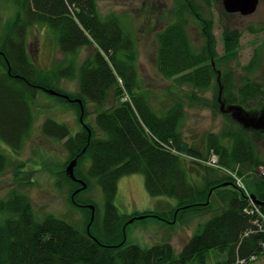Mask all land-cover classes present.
Masks as SVG:
<instances>
[{"label":"trees","instance_id":"obj_1","mask_svg":"<svg viewBox=\"0 0 264 264\" xmlns=\"http://www.w3.org/2000/svg\"><path fill=\"white\" fill-rule=\"evenodd\" d=\"M12 1L18 12L11 34L0 48V175L11 166L19 173L24 166L9 157L5 147L20 155L35 124L36 94L53 88L62 93L52 83L77 73L72 66L43 71L29 58L26 28L44 25L56 34L64 55L91 50L78 70V91L66 93L68 99L59 97L76 108L84 121L94 106L96 118L95 126H84L80 118L81 130L75 136L67 125L53 119L44 122L42 132L65 143L70 161L78 159L76 175L88 187L74 201L72 196L82 185L64 170L62 177L72 188L71 203L87 209L77 203L85 204L78 197L89 190L90 180L97 181L106 201L103 228L96 231V217L91 235L63 219L37 221L29 199L19 192L11 193L0 201V264H210L211 255H216L214 264H237L254 256L264 257V227L258 226L264 222L259 214L246 212L252 208L251 202L233 176L243 179L247 191L264 203V151L251 138L264 132L247 130L226 114L221 132L207 135L206 154L198 152L181 131L187 116L184 100H173L163 115L154 110L140 80L136 40L127 28L129 23L118 14L102 18L99 0ZM175 1L176 12L182 5V11L195 15L196 0ZM173 12L174 8L169 12L173 20L167 15V25L157 36V71L178 86L206 92L217 81L212 66L216 59L212 23L203 21L204 46L198 51L185 25L187 17L181 12L174 16ZM240 37L239 31L225 32L229 57H236ZM244 70L247 75L238 93L222 83L223 99L228 105L258 112L264 109V84L251 80L249 67ZM225 82L231 81L225 78ZM127 96L132 103L123 101ZM214 158L216 163H212ZM88 159L89 170L79 172ZM135 174L144 175L152 196H168L176 204L169 205L168 212L120 216L115 206L119 182ZM212 195L218 201L217 210L200 225L182 252L177 253L170 243L150 249L128 243L126 221L151 214L171 225L176 219L177 224L179 217L186 220L210 211ZM259 208L264 215V204ZM91 219L90 211L88 225ZM258 220L261 223L256 224Z\"/></svg>","mask_w":264,"mask_h":264},{"label":"rangeland","instance_id":"obj_2","mask_svg":"<svg viewBox=\"0 0 264 264\" xmlns=\"http://www.w3.org/2000/svg\"><path fill=\"white\" fill-rule=\"evenodd\" d=\"M195 3L197 5L195 15L187 13L188 11H182L181 9L185 8L182 5L178 6L179 10L176 12L175 0H99L98 8L102 18L115 13L122 18L125 24L129 23L127 28L132 33L138 47L137 66L143 91L150 98L154 110L159 115H163L169 111L173 102L179 99L184 100L187 116L181 127L183 136L191 148L206 154L207 135L218 134L225 126L226 114L221 110L218 95L221 87L219 78L221 85L222 83L226 84L225 88L229 87L230 91L238 93V89L247 75V70L245 71L244 68L249 67L250 74L248 75L251 80L264 84V0H260L257 11L251 16L227 12L222 0H196ZM172 8H174V16L181 12L183 17H187L185 25L188 26L193 46L198 51L204 46L201 34L202 23L204 20H209L212 23L216 38L214 48L216 59L213 60L212 66L216 72L217 81L215 80L212 87L206 92L196 91L187 85L178 86L174 80L160 76L157 71L156 40L158 33L167 25V15L170 17V21L173 20L169 13ZM17 12V6L12 0H0V48L6 37L11 34ZM28 27L25 31V38L29 58L39 69L57 72L72 66L77 71L71 78L66 76L52 83L54 87L63 91L62 93L54 88L49 90L66 96L76 93L80 85L78 70L86 61L91 50L84 48L77 55H64L59 49L57 36L52 30L39 24ZM232 31H239L241 36L240 47L234 58L227 55L225 44V32L231 33ZM225 78L231 82L227 84ZM148 93L150 94L148 95ZM189 99L194 102L190 103ZM123 101L132 103V98L127 96ZM161 103H165L166 109L162 108ZM229 106L231 105L226 103V107ZM75 109L59 96L44 91H39L36 94L35 124L20 155H15L10 148L5 147L9 157L14 161L22 162L24 166L19 173L16 172L14 166H11L4 174L0 175V201L8 198L13 192H19L29 199L39 222L53 217L66 220L81 231L87 229L88 232L90 226L91 232V226L97 217L95 229L99 231L103 228L106 201L102 188L96 180H90L89 190L81 193L78 197V200L85 204L77 203L78 206L87 209L74 206L70 200L72 188L62 177V172L64 170L67 172V168L73 160L70 161L63 141L48 138L42 132L44 122L47 119H53L67 125L72 136H75L81 130L79 123L81 117ZM95 118V107L90 106L88 119L86 121L82 119L84 126L87 124L95 126ZM251 138L257 147L264 151V133L251 135ZM189 160L191 159L189 158ZM90 166L91 161L88 159L79 172L86 174ZM233 176L236 179L234 181L236 186L246 190L244 180L237 178L236 175ZM248 198L250 202L255 203L252 196ZM73 200L75 201V199ZM175 204L176 200L168 196H152L147 190L145 177L142 174L122 178L115 199V206L120 216H132L143 212H168L169 205ZM210 205L212 207L210 211L186 220L179 217L177 224L176 219L171 222L173 225L153 218L151 214L142 215L145 216V219L142 220L137 218L141 216H136L131 219L134 220L133 223H130L131 220L126 221L129 224L128 228L126 227V239L129 244H137L144 249L170 243L175 251L180 253L193 235L198 232L200 225L206 223L217 210L219 204L215 196L211 199ZM91 206L95 207L94 212L90 208ZM90 211L94 219L93 221L91 219L88 225ZM135 219L138 220L135 221ZM215 257L216 255H211L210 264L215 263ZM246 264H264V261H254L253 263V260H249Z\"/></svg>","mask_w":264,"mask_h":264},{"label":"water","instance_id":"obj_3","mask_svg":"<svg viewBox=\"0 0 264 264\" xmlns=\"http://www.w3.org/2000/svg\"><path fill=\"white\" fill-rule=\"evenodd\" d=\"M225 10L229 13H240L242 16H251L253 15L260 4V0H222ZM219 84H220V94H219V102L221 103V110L225 114H229L233 117L234 120H236L241 126H243L247 130H253V131H263L264 132V109L258 111V112H249L245 110L241 106H234L231 105L229 107H226V102L223 100L222 95H223V86L221 85V81L219 78ZM51 95L55 96H62L66 99L69 97L66 95L59 94L56 91L53 90H47ZM83 118H81L82 120ZM78 164V159H74L68 166L67 168V174L69 177L74 180L75 182H78L79 184L82 185V188L75 192L73 195L74 197L81 192L82 190H85L88 185L85 181L80 180L77 178L75 174V168ZM229 184H225L224 186H227ZM252 199L257 202L258 204L262 205L264 203H261L260 201L257 200V198L252 195ZM93 212L95 211V207L91 206L90 207ZM138 219L142 220L145 218V216L137 217ZM94 217H92L93 221ZM134 220H131L130 223H133ZM88 233L91 234L90 232V226L88 227Z\"/></svg>","mask_w":264,"mask_h":264},{"label":"built area","instance_id":"obj_4","mask_svg":"<svg viewBox=\"0 0 264 264\" xmlns=\"http://www.w3.org/2000/svg\"><path fill=\"white\" fill-rule=\"evenodd\" d=\"M212 163H216V158H214L213 159V161H212ZM212 163L210 164V165H212ZM239 180V179H238ZM240 185H242V184H240ZM251 205H252V208L251 209H249V210H247L246 212L248 213V214H252V215H255V214H259V216H260V221L261 222H264V215H262L261 214V212H260V208H259V206L258 205H256L253 201H251ZM257 221L256 222V224H258V223H261L260 221ZM261 229L264 227V225L262 226V225H258ZM257 258V256H254V257H251L250 258V260H255ZM247 263V261L245 262V261H242V262H240V263H237V264H246Z\"/></svg>","mask_w":264,"mask_h":264}]
</instances>
